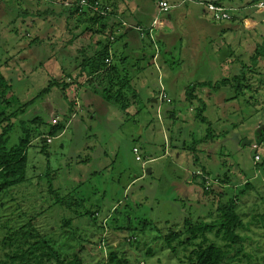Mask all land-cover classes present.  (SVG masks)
<instances>
[{
	"label": "rangeland",
	"instance_id": "374dc122",
	"mask_svg": "<svg viewBox=\"0 0 264 264\" xmlns=\"http://www.w3.org/2000/svg\"><path fill=\"white\" fill-rule=\"evenodd\" d=\"M139 1L135 15L154 20L156 0ZM51 2L56 1L0 0V72L6 84L0 86V133L4 113L19 108L25 112L12 122L10 147L26 136L21 121L32 126L37 120L35 134L63 127L51 143L33 142L27 149L28 179L0 192V261L33 226L58 245L66 244V263L78 253L81 264H187L201 242V237L190 240L187 225L215 221L220 206L234 202L242 242L226 248L222 235L209 233V243L226 248L229 264H264V130L257 139L264 125V56L253 74L248 68L264 46V16L255 32L231 22L234 31L218 41L198 40V47L176 41L174 56L162 44L169 64L161 58L145 70L119 67L120 86L127 83L129 92L118 105L98 97V87L64 91L57 85L80 76H72L70 68L74 40L69 31L79 41L76 51H85L78 52L79 67L107 35L95 24L63 30L60 22L54 30ZM178 10L162 14L161 25ZM223 81L232 86L219 84ZM162 90L166 98L153 103ZM125 106L133 110L124 112ZM169 115L171 123L164 120ZM251 140L259 145L258 162L253 145L244 144ZM95 211L108 219L106 226L85 215ZM174 232L180 236L172 251L166 237ZM11 237L18 241L4 246ZM101 247L114 255L112 262H105Z\"/></svg>",
	"mask_w": 264,
	"mask_h": 264
},
{
	"label": "trees",
	"instance_id": "16d2710c",
	"mask_svg": "<svg viewBox=\"0 0 264 264\" xmlns=\"http://www.w3.org/2000/svg\"><path fill=\"white\" fill-rule=\"evenodd\" d=\"M80 1L82 0H76L73 3ZM88 1L92 4L95 2H99L104 6L110 7L111 13H109L108 16H103L93 14L85 9L82 10L78 6L70 8L76 13L82 12V14H88L92 16L91 21L95 25H97L98 23L103 24L105 22V27H102L101 30L107 35L106 41L105 43H101L100 50L95 53L93 57H84L85 59L82 63L83 69L81 71V74L84 75V82L87 85H92L93 87L99 88L96 89V93H98L104 100L113 101L119 105V103L125 100L126 94L129 92V86L127 85V83H124V85L121 84L120 86L118 80L120 71L119 69H117V67L112 66L109 63L112 61V53H110L111 45L115 44L114 42L122 34H117V37L113 35L117 30L120 31V28L123 26L124 29L130 27L139 34H144L149 31L148 34L150 35V39H153V26L149 29H143L140 27H135L133 25H128L122 17H120L119 15L117 16L118 13L115 12L113 7L107 4V2L103 0ZM262 1L264 0H255V2L258 3ZM110 22H113V24ZM107 28L109 29L108 33L106 32ZM258 51L259 54L257 53V55L253 56L252 64L248 67L250 75L253 74L254 70L258 67V61L260 59L259 56H264V46L258 47ZM99 79H101V84L98 82ZM227 82L229 81H223L219 84L232 86V83ZM83 83H74L70 80L67 83H57V85L59 87H62V90L66 91L67 88H70V86L74 84H76L78 88L81 86H87L85 84L83 85ZM219 84H217L218 88L215 87V89H220L221 85ZM206 85H208V83H203L201 86ZM0 86H5L6 88L5 78L1 72ZM51 88L52 87L44 90L39 97H42L44 94L50 92ZM2 93L4 94V91L0 94ZM158 99L159 101L161 100V98ZM35 100L30 101L29 104L25 106L28 107L30 105H33ZM128 109L129 106H125L124 112H127ZM24 112L25 110H21V108H19L17 112H12L10 114L7 113V115H5L6 113H4L5 118L2 122L6 123V125L1 129L0 133V192L2 193H7L11 188L16 185L22 184L25 180L28 179L27 149L33 144L34 141L39 139L41 141H44L46 144H49L48 139H50L52 142V138L55 135L62 134L61 130H63V127H60L58 125H56L48 133L38 132L39 134H35V132L32 133V128L34 125H37V120H33L31 122L32 126L21 121L20 125L22 128H24V133L26 134V136L21 137L17 145L10 147L9 140L10 133L13 128L12 122H14V119H17L19 117L20 113L23 114ZM198 117H201L202 120L210 123V121L206 117L201 116L200 113L198 114ZM206 138H208V136ZM196 174H194L195 177L197 176ZM204 193L209 195L210 193H213V191L204 189ZM73 205L74 204L70 206ZM69 208L72 209L71 207ZM218 212L221 215L219 219L215 221L201 222L196 225H187V232L191 236L190 240H196L201 237V242L197 244L196 247L191 251L190 256L188 257L187 264H229L227 261L229 252L226 251V248L231 245L240 244L242 242V237L236 233V230L241 225L240 218L237 214L234 202L230 203L229 206L221 205ZM85 215L90 217L91 221H93L94 223H96L97 220H100L101 223L105 221V225L102 224L103 226L107 225L108 219H101L99 212L95 211L92 213H86ZM67 224L68 223H64V227H66ZM49 231V233H52L51 229ZM24 233L27 234H24L23 237H20L19 241L17 238L13 241L11 237L10 240H12V242L4 243V246H7L9 243L11 244V246H14L15 242L18 241L17 243H19V245H17L14 250L7 253L5 260L0 261V264H81V258L78 253L73 254V259L70 263H66V254L64 250L66 244L61 243L58 245L56 242H54L51 236H48V234H40V232L33 228V226L29 227L28 231ZM209 233H215L217 237H220L222 235L223 240L228 243V245H226V248L217 246L213 243H209V239L207 237ZM179 236V234L174 232L173 234L166 237L167 246L172 251L175 250L172 243L178 240ZM23 238H25L26 241L21 242ZM101 242L103 243V241ZM103 248L104 247L100 248V252L103 256H106L105 262H112L114 259V255H112V253H110L109 255L105 254L102 250ZM240 252L242 251H239V253Z\"/></svg>",
	"mask_w": 264,
	"mask_h": 264
},
{
	"label": "crops",
	"instance_id": "0c3cea01",
	"mask_svg": "<svg viewBox=\"0 0 264 264\" xmlns=\"http://www.w3.org/2000/svg\"><path fill=\"white\" fill-rule=\"evenodd\" d=\"M55 1H56L55 4H59L61 2V0H55ZM69 1L73 3L76 0H69ZM104 1L105 2L109 1L110 3L114 4L112 6L109 3L113 7L115 12L118 13L117 16L119 15L120 17H122L128 25H133L135 27H140L143 29H149L153 26L152 28L153 39H150V35L148 34L149 31L144 34H139L130 27L124 29L122 26L120 28V31L117 30L116 31L117 33L116 32L114 33L113 36L116 37L117 34H122L114 42L115 44L111 45V51H110V53H112L111 54L112 61L109 63L110 65L117 67V69H119V67L122 66L125 67L138 66L139 69L143 68L145 70L147 66H151L154 64L155 66H158V62L161 58H164V60L167 61L169 64L170 59L168 58L169 57L168 52L165 51V55H163V50L161 49L162 44H165V47L170 46L171 49H166V50L169 51L171 56L172 55L174 56V52H176V48H175V45L177 44L176 41H186L189 44L197 43L200 40L207 42L208 41L212 42L214 40L218 41L224 36V33L229 31H234L233 26L232 28H230L228 26L229 24L227 23L230 24L231 22L241 23L244 24V26H246L248 30L255 32L254 30L256 29V27H258L264 21V20L261 21V18L264 15L260 13V11L257 8H255V5L258 3L255 2V0H222L220 2L215 3L233 9L232 11H230V15H231L230 21L215 20L212 14L207 9L206 4L208 3H202L195 0H178L177 4L172 5L173 6L172 9L174 10L179 9V10L175 11L173 15L168 17L166 19L167 23L166 24L162 23V25L159 20L161 15L164 13L159 14V9H158V15L154 18V20H148L147 17L143 15L141 16L140 14L135 15V11L133 9H137L139 7L141 3V1L139 0H132V1L104 0ZM165 1H167L170 4L169 0H165ZM156 2L158 4V0H156L155 3ZM52 3H51L52 4L51 12H49V15L51 18V22L56 25V27L53 28L54 30L59 29L57 25L61 23L64 24L63 30H66L65 25H67V30H68L71 24L72 25L74 24L73 26H76V28H79L81 26L82 27L81 29H84L86 26L89 25L94 26V23L91 20L89 21L79 12L76 13L74 10H71L69 7L65 8L64 6L55 5L54 2ZM59 10L62 11V13L58 15L56 11ZM63 12L65 13L63 14ZM156 19H158V22L154 24ZM104 23L103 24L98 23L96 27L101 29L102 27H105ZM110 23L113 24V22ZM76 28H71V29L75 30ZM108 30L109 29L107 28L106 29L107 33L109 32ZM69 33L71 34V40H74L73 41L74 44L71 46L70 49V56H71L70 59L72 61L70 68L72 74L74 73L72 76L77 77L80 75L79 77H77L78 78L77 82L83 83L85 79H84V75L81 74V71L83 69L82 64L79 67L78 52L84 53L85 51L81 49H79L80 51H76L78 48L79 41L76 40L75 36H73L75 34L74 31L73 32L69 31ZM176 34L177 36H175ZM214 45L215 44H211V46H213V48H216V50L222 51L224 49V47H219V46L215 47ZM198 46H200L199 43H197V45L195 44V47ZM100 48H101V44H99V46L95 48L93 47L92 55L87 54L88 56L84 55V57L85 58L93 57L94 54L100 50ZM100 80L101 79H99L98 81L99 83L101 82ZM72 82L77 83L76 81H72ZM84 84L87 85L85 82L83 83V85ZM89 86L93 87L92 85ZM76 88L78 87L76 84H74L70 86L69 90L77 91ZM96 95H98V97H101L98 93ZM158 98L160 97H153L152 99L153 103L159 104L161 100L159 101ZM225 105H228V103H226ZM131 110L127 111V113H129ZM168 117H165L164 120H167L165 121L167 123H171L172 115H169ZM193 176L195 177V175Z\"/></svg>",
	"mask_w": 264,
	"mask_h": 264
},
{
	"label": "built area",
	"instance_id": "2783aa9c",
	"mask_svg": "<svg viewBox=\"0 0 264 264\" xmlns=\"http://www.w3.org/2000/svg\"><path fill=\"white\" fill-rule=\"evenodd\" d=\"M54 4H55V2H54ZM62 5L65 8L66 7L73 8V7L78 6L82 10L85 9V10L90 11L93 14H98V15H103V16H108V14L111 13L110 7L104 6L99 2H95L92 4L88 0H82V1L76 2V3L66 2ZM206 6H207L208 11L212 14V16L215 20H217V21H230L231 20L230 11H232L233 9L225 7L221 4H215V3H208V4H206ZM172 8H173V6L170 5L167 1L158 0L159 14L166 13V12L170 11ZM255 8H257L258 10L264 11V1L257 3L255 5ZM157 22H158V19L155 20L154 24H156ZM160 98H161V101L166 98V94L163 90L161 91ZM48 142L50 143L51 140L48 139ZM252 145H253L252 148L254 149V152H255L254 159L256 162H258L261 159L260 155L257 154V150H258L259 145H257V143H255V144L253 143ZM133 153L137 156L136 160L141 161V158L138 155L139 150L137 148L133 149ZM206 180L208 182V179H206Z\"/></svg>",
	"mask_w": 264,
	"mask_h": 264
},
{
	"label": "water",
	"instance_id": "95a60500",
	"mask_svg": "<svg viewBox=\"0 0 264 264\" xmlns=\"http://www.w3.org/2000/svg\"><path fill=\"white\" fill-rule=\"evenodd\" d=\"M195 1H199V2H202V3H217V2H220L222 0H195ZM264 130V125L260 126L258 129H257V139H259L262 135V132ZM253 143V140L251 141H248L247 143H244L246 145H251ZM252 156L254 157L255 156V153L253 152L252 153ZM151 171L148 169L147 173H150Z\"/></svg>",
	"mask_w": 264,
	"mask_h": 264
},
{
	"label": "clouds",
	"instance_id": "9594fccd",
	"mask_svg": "<svg viewBox=\"0 0 264 264\" xmlns=\"http://www.w3.org/2000/svg\"><path fill=\"white\" fill-rule=\"evenodd\" d=\"M253 143H254V142H253ZM253 143H252V144H253ZM254 153H255V152H254Z\"/></svg>",
	"mask_w": 264,
	"mask_h": 264
}]
</instances>
